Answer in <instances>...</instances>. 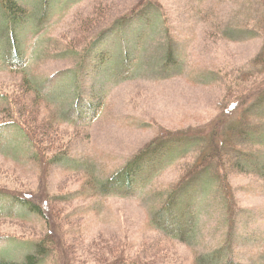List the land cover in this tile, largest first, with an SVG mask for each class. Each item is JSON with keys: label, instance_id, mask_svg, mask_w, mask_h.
I'll list each match as a JSON object with an SVG mask.
<instances>
[{"label": "rangeland", "instance_id": "374dc122", "mask_svg": "<svg viewBox=\"0 0 264 264\" xmlns=\"http://www.w3.org/2000/svg\"><path fill=\"white\" fill-rule=\"evenodd\" d=\"M20 1L29 16L11 27L0 5V260L24 262L41 244L43 264H264V147L228 136L220 175L190 185L187 240L156 221L204 169L210 136L225 129L222 102L264 85L262 0ZM194 136V148L159 151L133 193L107 190L139 155Z\"/></svg>", "mask_w": 264, "mask_h": 264}, {"label": "trees", "instance_id": "16d2710c", "mask_svg": "<svg viewBox=\"0 0 264 264\" xmlns=\"http://www.w3.org/2000/svg\"><path fill=\"white\" fill-rule=\"evenodd\" d=\"M0 5L6 15L7 24L9 25V27H11L13 23H17L19 19L24 15L25 17L29 16L30 9L27 8L20 0H0ZM263 6L264 0H262V7ZM41 8L46 11L48 9V7ZM261 25L264 26V23H262ZM1 33L2 32H0V34ZM13 39L14 41L16 39L14 34H10V42L14 45ZM13 49L14 55L12 57L13 61L11 64L15 67L18 64V61L15 60V58L21 57L22 52L19 51L15 46H13ZM9 60L10 59H8V61ZM24 61L25 63L27 61L25 57ZM258 65L264 66V51L259 58ZM258 85L255 91L249 93L248 95L242 96L240 94V96L234 101L222 102V115L225 119L221 121H223L222 126L225 124V129L223 130V132H221L220 130L214 136H210L212 137L211 142L213 145L211 153H206V151L200 158L199 167H203L204 169L195 172V174H193L194 178H191L189 181L183 184L181 188L176 190L173 194L171 192L167 198L165 205L163 204L162 208H159L157 212V225L167 234H170L176 239L181 238L185 240H187L188 237L193 234V228L196 220L195 213L193 212L194 201L191 200V196L189 195V193L195 191L197 192L198 189L196 187L191 188L190 185L193 184L194 181H196L201 176H207V178L209 179H214L213 174L217 177L220 175V168H218L214 164L217 162V160L221 161L223 159L222 155L227 153L229 148L235 147L233 145V143L235 142H233L232 139L228 138L229 135L232 136V138H234L237 142L238 140H245V144L249 143L252 147H264V124H256L252 123V120H248L249 114L256 117L263 116L262 110L264 111V85L262 87L260 84ZM96 105H93L89 108V114L90 116L94 115V119H96L102 112L101 107H99L100 105H98V107H96ZM259 108L261 109V111L259 110ZM241 111H243V113L240 121L237 124L228 127L227 118L232 114L234 115ZM245 111H247V113H245ZM261 118L262 120H264V116ZM7 125H13L20 128L28 138L32 139L30 132H28V130L24 127L22 121L11 120V122H8ZM197 135L204 136L206 135V133L200 132ZM200 140L197 141L195 136L193 138L191 137L186 139L177 137L175 138V140L169 139L167 143L160 144L157 149L158 152L151 150L149 153L145 152L143 155H139L134 161H132L130 165H128L126 169L118 173V175L113 177L110 181L106 182L105 186L107 190L117 192L127 191L128 193H133L136 189V183L139 176L145 173L149 167H151L152 169L157 164L158 157L161 156L159 154V151H161V153L163 154V158H166L169 153H172L174 148L180 145L190 146L194 148V146L199 143ZM39 153L41 154V151H39ZM243 153H245V150H241V152L239 153L240 156ZM245 156H248L249 159L252 157V155L249 154ZM263 163L264 162H258L256 164L262 165ZM257 171V173L264 176V166L262 167V169ZM219 179L221 181L224 180L221 177H219ZM184 191H187L188 193L181 195ZM19 201L23 206L28 207V209H30L32 212L41 216H46L43 208L36 202H33L31 200L29 201L27 198ZM36 250L37 252L29 255L24 262L0 260V264H43V257L47 255L48 251L45 249V246L41 244L36 247ZM217 255L218 254L213 255V257ZM226 264L239 263H237L233 259H230Z\"/></svg>", "mask_w": 264, "mask_h": 264}]
</instances>
